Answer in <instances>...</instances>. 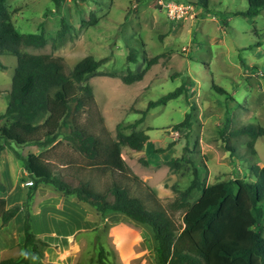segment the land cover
<instances>
[{"label":"rangeland","instance_id":"rangeland-1","mask_svg":"<svg viewBox=\"0 0 264 264\" xmlns=\"http://www.w3.org/2000/svg\"><path fill=\"white\" fill-rule=\"evenodd\" d=\"M168 1L191 4L193 10L184 19L171 20L164 8ZM6 5L20 32H44L46 36L44 47H21L23 52L61 57L66 71L88 55L104 60L98 72L87 79L94 89L95 103L81 121L90 115L99 121L97 117L102 114L104 121L99 126L108 127L112 136L116 135L119 123L134 122L151 101L184 86L177 98L151 108L144 123L138 126V130H145L150 136L144 153L123 147V156L134 163L135 173L156 191L168 212L179 191L185 190L193 178V166L187 158H196L205 185L237 178L252 180L251 166H264V9L256 16L242 15L249 9L248 0H62L59 6L54 0H7ZM62 19L73 28L65 42L54 48L53 40L62 27ZM131 50L135 51V60L128 59ZM154 57L157 60L148 65ZM0 60L6 66L0 68L2 114L8 105L17 57L0 54ZM146 68L143 80L132 84L122 81L130 71ZM187 114L191 115L189 126L178 128ZM245 125L262 128L257 135L255 155L246 150V136L230 134ZM227 144L246 151L240 149L235 153ZM66 147L65 144L53 152L57 165H64L57 153L65 154ZM39 149L43 148L23 149L13 142L4 147L0 157H4L5 171L9 166L11 169L10 174L0 177L5 185L0 192L8 193L16 182L28 185L23 158L30 150ZM20 153L24 156L18 157ZM181 157V166L171 168L169 160ZM91 180L97 189L108 182L103 177ZM18 189L12 200H18ZM23 191L27 198L29 188ZM135 192L147 195L145 186ZM199 196L197 192L191 200ZM25 200L15 201L12 206L24 204ZM38 202L39 199H32L29 205L33 233L47 229L41 217L33 213ZM110 214V220L97 233L79 235L86 236L89 242L80 252L78 264H98L101 246L107 250L110 264H159L150 226L122 213ZM172 218L181 224L180 213ZM1 224L0 210V261L17 258L22 251L20 240L24 244L25 222L20 236L14 233L18 228L13 219L4 227ZM113 226H118V232L109 236ZM3 239L6 243L13 239V243L5 246ZM116 240L121 255L115 249Z\"/></svg>","mask_w":264,"mask_h":264},{"label":"trees","instance_id":"trees-1","mask_svg":"<svg viewBox=\"0 0 264 264\" xmlns=\"http://www.w3.org/2000/svg\"><path fill=\"white\" fill-rule=\"evenodd\" d=\"M61 1L54 0L57 6ZM6 2L0 0V54L16 56L17 66L7 108L0 114V153L10 142L43 150L38 154L31 151L23 158L33 179L27 185L29 192L24 204L6 208L5 199L0 198L2 227L22 208L26 213L22 253L17 258L2 259L0 264H31L30 252L44 256L48 244L37 238L29 221V205L39 183L51 184L67 196H77L103 218L110 212H118L150 226L159 264H264V166H251L252 180L237 178L205 185L201 170L195 164L196 158H187L193 166V178L185 190L179 191L168 212L159 202L156 191L126 163L122 149L127 146L136 151L144 150L150 136L145 130H138V126L144 123L151 108L177 98L184 86L151 101L134 122L119 123L116 135L112 136L106 126H99V122L104 121L101 113L97 117L99 121L92 115L81 121L82 115L91 111L95 103L94 89L87 79L98 72L104 60L88 55L66 71L61 57L23 52L21 47H44L46 36L44 32H20ZM248 3L249 9L242 15L256 16L264 9V0H248ZM72 28L62 19V27L53 40L54 48L65 42ZM135 56V51L131 50L128 59L135 60ZM156 60L154 57L148 65ZM0 68H6L1 60ZM146 72L147 68L130 71L122 81L126 84L141 81ZM190 116L187 114L177 127L189 126ZM261 133V127L245 125L230 134L246 136V150L255 155L257 135ZM64 142L66 153H57L63 156L58 157L64 164L61 167L52 154L58 147L65 146ZM227 147L235 153L240 149L246 151L229 144ZM182 158H171L170 167L178 169ZM92 177H103L108 182L97 189ZM143 186L147 195L134 194ZM4 189L0 180V191ZM197 192L199 198L192 201ZM176 213L182 215L181 224L172 218ZM107 256V250L101 246L98 264H110Z\"/></svg>","mask_w":264,"mask_h":264},{"label":"crops","instance_id":"crops-1","mask_svg":"<svg viewBox=\"0 0 264 264\" xmlns=\"http://www.w3.org/2000/svg\"><path fill=\"white\" fill-rule=\"evenodd\" d=\"M107 129L109 130L108 127ZM22 147L24 149L31 148L33 146L26 145ZM42 150L43 149H39L38 152L34 153L38 154L42 152ZM131 150L134 152L136 151L133 149ZM11 152L13 153L12 150ZM29 152H31V150ZM136 153L143 154L144 150L138 152L136 151ZM20 156L24 155L20 153ZM122 157L125 159L126 163L131 167L132 171L135 173L133 169L134 163L128 159L126 160V157L123 156V149ZM3 159L4 157H0L1 178L2 175H4L5 173L10 174L8 170L11 169L9 166L8 170L5 171L6 168L3 165ZM23 171H25V173L28 175L27 182L33 181L32 177L28 174L27 169ZM14 173L15 171H13L12 176H14ZM136 175L139 176L138 174ZM41 184L42 183L38 184L34 192V196L32 198L36 200L39 199V202L33 213H36L41 217L42 223L47 225V229L41 232L34 231V233L36 234L37 238H39L41 241L46 242L48 244V247L44 250V256H32L31 264H78L81 257L80 252L82 251L83 253L84 248L89 242L86 236L80 238L79 235L87 234L89 232L94 231H96L97 233V231H99L104 226L105 222H108L110 220L111 214L108 213L106 214L105 218H103L101 214H98V212L93 206L89 205L84 201H81L77 196H67L59 192L51 184L43 183V186ZM13 185H15V187H12L8 193L0 192V198L5 199L7 207H11L14 203L20 202L22 199H26V195L24 196V191L22 192V189L26 190L27 186L25 184L23 185L22 182H16ZM18 188H20V196L18 200H12V197ZM42 203H46L47 205H42ZM24 216L25 210L22 208L13 218V221H16V225L18 228L16 229V232H13L15 234L17 233L18 236H20V232H22V226L25 222ZM74 217H76V219ZM117 232L118 226H113L110 228L108 234L109 236L116 235ZM136 239H138L139 241V236ZM1 242L5 246H8L9 244L13 243V239L8 243H6L4 239ZM113 242L115 243V249L118 250L119 255H121L122 249H120V246H118V241L116 240ZM20 243V247L23 246L22 240H20ZM83 244L84 247H82ZM81 247L83 248L82 250ZM21 253L22 251L19 253V255Z\"/></svg>","mask_w":264,"mask_h":264},{"label":"built area","instance_id":"built-area-1","mask_svg":"<svg viewBox=\"0 0 264 264\" xmlns=\"http://www.w3.org/2000/svg\"><path fill=\"white\" fill-rule=\"evenodd\" d=\"M164 8L171 20L184 19L189 12L193 10L191 4H184L175 1H168L164 4ZM27 184H31V182H28Z\"/></svg>","mask_w":264,"mask_h":264}]
</instances>
